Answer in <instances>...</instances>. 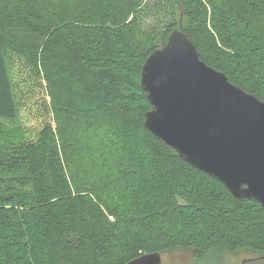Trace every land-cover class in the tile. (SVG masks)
I'll use <instances>...</instances> for the list:
<instances>
[{
	"label": "trees",
	"instance_id": "1",
	"mask_svg": "<svg viewBox=\"0 0 264 264\" xmlns=\"http://www.w3.org/2000/svg\"><path fill=\"white\" fill-rule=\"evenodd\" d=\"M180 22L202 61L264 101V0H0V119L28 105L39 119L0 136V264L264 254V207L145 127L141 68ZM76 130L120 147L108 197L84 178Z\"/></svg>",
	"mask_w": 264,
	"mask_h": 264
},
{
	"label": "water",
	"instance_id": "2",
	"mask_svg": "<svg viewBox=\"0 0 264 264\" xmlns=\"http://www.w3.org/2000/svg\"><path fill=\"white\" fill-rule=\"evenodd\" d=\"M181 22L145 59V127L234 197L264 207V101L199 58ZM126 264H162L158 252Z\"/></svg>",
	"mask_w": 264,
	"mask_h": 264
},
{
	"label": "rangeland",
	"instance_id": "3",
	"mask_svg": "<svg viewBox=\"0 0 264 264\" xmlns=\"http://www.w3.org/2000/svg\"><path fill=\"white\" fill-rule=\"evenodd\" d=\"M67 1V0H63ZM71 1V0H68ZM74 0H72L73 2ZM152 18V17H151ZM145 26L151 24V19L145 20ZM28 110L21 109L20 116L15 120L0 119V136L1 134L18 135L17 130L20 125L33 126L39 122V119L35 121L33 114L37 109V106H27ZM81 132V133H80ZM81 134V136H79ZM75 135L78 137L77 143L81 146L80 152V165L82 171H85L84 178L92 180L97 184L95 187L101 196L108 197L110 194V182L115 178V182L118 181L122 171L118 172V169L122 166L118 162V158L115 157V152L118 153L120 147L114 148L110 145V141L107 138V134L104 132H89L84 133L80 130H76ZM98 155H97V154ZM87 154H90L87 155ZM88 156V157H86ZM91 161V162H89ZM121 181V180H119ZM109 186L105 189V186ZM120 186V183H118ZM120 188V187H118ZM162 264H213L211 258H205L202 261L194 259L190 250H174L161 254ZM216 261V260H215ZM215 264H264V254L249 249H242L233 252H222Z\"/></svg>",
	"mask_w": 264,
	"mask_h": 264
}]
</instances>
